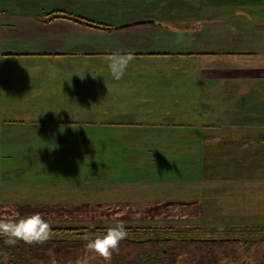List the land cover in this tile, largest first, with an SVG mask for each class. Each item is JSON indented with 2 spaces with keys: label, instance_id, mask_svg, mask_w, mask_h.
Segmentation results:
<instances>
[{
  "label": "rangeland",
  "instance_id": "obj_1",
  "mask_svg": "<svg viewBox=\"0 0 264 264\" xmlns=\"http://www.w3.org/2000/svg\"><path fill=\"white\" fill-rule=\"evenodd\" d=\"M55 1L59 4H51L53 8L40 15L46 19L83 15L87 20L81 22L91 23L90 12L102 11L93 3L101 0ZM128 14L122 11L118 18ZM127 42H134L133 38ZM81 52L88 55L78 58L74 70L61 55L56 59L48 54L2 58L9 60L13 77L33 67L37 71L34 79L40 73L49 78L39 82L43 89L37 95L26 91L27 99H19L20 95L8 93L0 100V217L12 212L20 216L40 213L50 223L52 235L69 237L102 235L100 232L121 221L125 227H171V235L178 237L234 235L235 253L241 258L234 263L233 255L229 264H264V118L244 110L232 119V106L228 105V113L223 112L224 103L203 101L206 87L198 75L180 70L181 62L174 59L133 61L116 81L105 59L90 56L97 53L95 48ZM112 54L113 47L108 56ZM26 73L30 75V70ZM14 101L24 105L28 101L31 111L11 110ZM208 107L216 111L207 114ZM211 122L222 128L210 135L211 144H203L207 154H198L200 143L181 140L186 135L172 129ZM246 126L256 127V131L246 132ZM57 129L64 133L58 134ZM189 136V141L200 139L198 134ZM198 155L204 166L197 165ZM84 227L105 229L81 231ZM56 239L52 245H34L42 251L45 248V264H68L85 255L89 264H124L152 258L160 244L167 245L129 237L106 262L87 252L84 240ZM178 243V248H165L170 249L169 264H186L187 253L203 259L211 246L221 256L228 246L227 241L214 246ZM246 246L251 247L248 257L242 254ZM255 249L257 256L253 255Z\"/></svg>",
  "mask_w": 264,
  "mask_h": 264
},
{
  "label": "crops",
  "instance_id": "obj_2",
  "mask_svg": "<svg viewBox=\"0 0 264 264\" xmlns=\"http://www.w3.org/2000/svg\"><path fill=\"white\" fill-rule=\"evenodd\" d=\"M93 3L102 11L90 12L92 16L88 17L92 22L89 23L81 22L87 17L76 13L71 14V18L50 16L51 19H46L40 15L53 8L51 4H59L55 0H0V100L8 93L20 95L19 99H27L26 91H35L37 95L40 88L43 89L39 82L44 83L49 78L40 73V77L34 79L37 71L34 72L33 67L22 69L19 76L13 77L8 66L11 64L9 60L3 61V56L48 54L56 59L61 55L70 60L68 64L74 70L79 66L78 58L88 55L79 54L83 53L81 49L95 48L97 53L91 52L90 56L105 59L113 47L115 53L131 52L137 62H150L149 59L151 62L156 59L181 62L180 70L197 74L206 87L201 97L203 101L224 103L227 106L223 112L228 113L231 111L228 105L232 106V119L244 110L249 111L247 115L264 118V0H101ZM125 10L129 14L118 18ZM136 20L146 21L141 24L142 29L135 24ZM127 27L129 32L124 33ZM132 38L134 42L127 45ZM193 60L196 61L192 63ZM27 69L30 75H26ZM186 100L192 101L191 97ZM30 104L14 101L9 108L29 112ZM206 110L207 114L216 111L211 107ZM246 124L253 126L248 121ZM262 126L264 133V123ZM173 127L186 135L179 139L200 143L198 154L209 151L202 150L203 144L206 141L211 144L210 135L222 128L215 122ZM245 130L255 132L256 127L246 126ZM56 132L64 133L62 129ZM190 133L198 134L200 139L189 141Z\"/></svg>",
  "mask_w": 264,
  "mask_h": 264
},
{
  "label": "clouds",
  "instance_id": "obj_3",
  "mask_svg": "<svg viewBox=\"0 0 264 264\" xmlns=\"http://www.w3.org/2000/svg\"><path fill=\"white\" fill-rule=\"evenodd\" d=\"M107 67L112 78L121 80L135 56L128 52L126 54L115 53L105 57ZM127 229L121 221L109 227L102 235L95 237L85 234L86 251L102 257L106 262H110L114 253L119 251L122 240L127 238ZM52 236L50 223L44 219L40 213L28 216H20L17 212L0 217V237L6 238L4 243L15 245L18 241L26 244H44ZM68 264H89L88 256L77 257Z\"/></svg>",
  "mask_w": 264,
  "mask_h": 264
},
{
  "label": "trees",
  "instance_id": "obj_4",
  "mask_svg": "<svg viewBox=\"0 0 264 264\" xmlns=\"http://www.w3.org/2000/svg\"><path fill=\"white\" fill-rule=\"evenodd\" d=\"M48 19H51L50 17ZM109 25V24H107ZM110 26V25H109ZM198 158H201V156L198 155ZM201 160L198 161L197 165H201L204 166V164L201 163ZM205 166H208L207 164H205ZM105 228H101V227H96L95 229H90L88 227H84L81 228L82 230L85 231H102ZM127 232L129 234L130 240H142V241H146V240H150V242L155 243V245H159L160 243H164L167 245H164L163 247L158 246V249H160L158 252H156L152 258H146V257H140L139 260H134L131 262H126L124 261V264H169V257H168V253L169 250L165 249L167 247L169 248H178L179 246H181V243H178V241H183L184 245H187L188 243H197V242H193V241H186L184 238H182L181 236H176V235H171L169 234L170 231H172L173 229L171 227H126ZM107 230V229H106ZM105 230V231H106ZM100 233H105V232H100ZM137 233L141 234V235H136ZM94 235H92V237H95L96 235H100L99 233H92ZM75 236H67V235H52L51 239H49L47 241V243L49 244H53L51 241H56L57 236H59L61 238V240H67L70 238H73L74 240H84L83 239V235H76ZM89 236H91V233L88 234ZM127 237V238H129ZM177 237V238H176ZM126 238V239H127ZM6 238H0V264H14V261L17 262V264H45L43 263L45 260L44 259H48V256L46 255V252L44 251L45 248L43 249V251L41 250L42 247H36L34 246L35 244L29 245L24 243L23 241H18L15 245H8L6 243H4V240ZM84 242H86L84 240ZM172 244V245H171ZM169 245V246H168ZM213 245V244H212ZM4 246V247H3ZM214 246V245H213ZM228 246H224V251L223 253H227L226 249ZM245 248V253L250 252V248L249 246L244 247ZM7 252L10 254V256H7ZM210 253V250L207 251ZM257 252L256 249L253 251V253ZM6 254V255H4ZM29 256V257H24V255ZM224 256V255H223ZM26 258V259H25ZM36 259L38 263L35 262ZM238 260V259H236ZM221 259H207L205 264H221ZM224 261H226L224 263ZM247 264H250L252 262L247 261ZM48 264V263H46ZM50 264V262H49ZM186 264H201V261H189L186 262ZM223 264H229L228 263V259L227 260H223ZM256 264V263H255Z\"/></svg>",
  "mask_w": 264,
  "mask_h": 264
},
{
  "label": "flooded vegetation",
  "instance_id": "obj_5",
  "mask_svg": "<svg viewBox=\"0 0 264 264\" xmlns=\"http://www.w3.org/2000/svg\"><path fill=\"white\" fill-rule=\"evenodd\" d=\"M169 234H172V232H170ZM184 238L186 241H193V242H197V243H192V245L197 246V244H213L216 245L217 242H224L227 241L226 245H228L227 249H226V254L222 253V255L220 256V251L219 250H215V252L212 250L213 247H207L206 252L204 253L205 257H203V259H198L197 257H202V255H196V257L194 256V253H187L190 255L189 259L187 262L191 261H201V264H205L207 259H210L213 255L217 256V259H221V264H223V260H227L228 259V263L231 260L230 257L234 255V263L236 261V259H239L241 257H238L235 253V250L238 249L237 246V240H236V236L234 235H229V236H222V235H218V236H210V235H190V236H185L182 237ZM253 240V239H252ZM251 240V241H252ZM142 241V240H141ZM52 242V241H51ZM55 244V243H53ZM241 249H244L243 247H241ZM211 251V253L207 252V251ZM242 254H244V257H248L247 253L242 252ZM224 255V256H223ZM253 255L257 256V252L253 253ZM252 260H254L252 258ZM251 260V261H252ZM226 261H224L225 263Z\"/></svg>",
  "mask_w": 264,
  "mask_h": 264
},
{
  "label": "water",
  "instance_id": "obj_6",
  "mask_svg": "<svg viewBox=\"0 0 264 264\" xmlns=\"http://www.w3.org/2000/svg\"><path fill=\"white\" fill-rule=\"evenodd\" d=\"M144 22H146V21L140 20V21H137L135 24L144 23Z\"/></svg>",
  "mask_w": 264,
  "mask_h": 264
}]
</instances>
